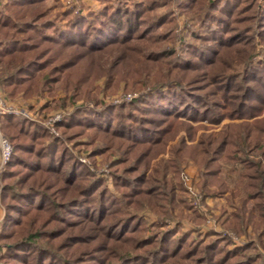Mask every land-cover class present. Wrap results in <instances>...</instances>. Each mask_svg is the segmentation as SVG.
<instances>
[{
    "label": "rangeland",
    "instance_id": "1",
    "mask_svg": "<svg viewBox=\"0 0 264 264\" xmlns=\"http://www.w3.org/2000/svg\"><path fill=\"white\" fill-rule=\"evenodd\" d=\"M92 1L96 2L94 8L90 4L85 5L82 0H63L57 5L47 1L42 8L46 10V18L53 20L57 29H63L67 22L62 18L64 12L83 19L90 12L98 13L108 6L133 8L135 3L142 1L145 5L149 2ZM253 1L250 16L253 18L254 32L249 40L253 47L250 58L247 49L250 46L237 43L231 49L222 50L220 60L209 67H203L199 63L197 66L191 64L190 69L176 68L182 62L179 59L185 42L196 44L200 41L199 35H196L203 32L199 16L195 10L181 11L176 0H157V6L144 16L140 29L143 33H133L129 43L105 46L103 49L90 48L80 43L57 54L59 52L55 47L49 49V43L35 37L28 38L26 31L24 43L37 42L41 45L32 48L29 44L30 47L26 48L23 55H12L0 63V92L14 106L26 107L31 118L13 115L26 118L48 130L50 137L42 141L44 145H49L52 136L60 139L78 163L95 179L103 180L108 190L117 196L119 193L114 185L111 169L117 165L116 161L127 160L124 164H119L121 168H137L144 174L134 183L135 189L130 191L127 201L121 206L117 221L122 226H129V232L127 239L110 244L109 254L113 258L107 264H114L122 256L133 254L142 239L159 236L163 231L172 232L173 239L185 235L188 238L187 245L191 246L199 247L216 242L220 249L226 251L239 250L245 256H264V197L262 201L251 197L255 188L262 187L258 176L261 173L258 171H264V104L252 101L255 106L254 115L240 117L235 109V100L227 102L220 91L217 94L213 90L220 88L219 82L228 72L241 73L245 67V59L248 58L253 65L264 60V41L259 30L264 0ZM6 2L7 0H0V10ZM164 15L168 17L167 23L148 31L149 18ZM48 32L52 33L53 28ZM154 50H159L162 54L155 57L151 53ZM33 57L41 67L39 71L31 72L27 81L10 79L18 66ZM194 58L191 56L190 59ZM62 62L70 64V67L59 70L57 66ZM175 78L194 85V92L203 93L208 100L216 99L220 105H211L212 109H209L208 114L197 104L195 106L198 113L193 114L188 110L187 115H179L175 119L169 116L167 122L174 120L175 124L170 128L168 124L165 125L164 134L161 133V138L165 140L154 145L131 147L125 140L106 132H97L91 114L94 106L107 104L118 110L135 98H141L140 95L151 86L165 89L161 82ZM208 84L210 87L200 89ZM261 91L263 92L260 89ZM82 107L89 112L84 116L89 125L84 128L75 124L68 127L57 126L71 122L72 114ZM128 111L139 117V120L154 118L142 109L138 112L132 107ZM216 117L219 118L215 120ZM100 120L105 124L108 119L100 117ZM157 125L150 126L157 128ZM6 131L9 138L16 134L19 136L15 127H7ZM21 139L25 140L24 137ZM223 140L229 144H220ZM233 150H238L237 155L233 153L236 155L234 158L231 154ZM66 166L58 172L61 175H56L58 180L51 175L48 182H45L49 186L54 184L53 189L47 185L43 190L50 194L64 193L67 197L75 192L76 185L83 180L79 177L75 185L67 181L66 188H59L64 183ZM5 168L6 165L0 172V233L6 215L2 178ZM256 172L259 173L257 178ZM150 178L159 182L154 195H144L138 203H132V195ZM22 179L23 183L19 188L26 189L46 180V176L35 175L26 182V178ZM262 192L264 194V189ZM36 204L33 211L18 214L15 223L8 224L9 229L6 230L10 232L7 235L9 237L0 239V264H7L2 256L10 243L23 235L43 230L42 228L48 229L55 224H59L60 228L58 236L50 239L51 244L54 247L57 245L67 258H72L74 264H101L100 261L104 264L105 259L101 257L99 247L89 250V244H75L65 237V234L83 231L88 236H94L91 234L95 231L85 227L88 223H83V219L72 215H66L64 221L51 220L49 215L52 212L48 204L43 211H37ZM131 214L137 220L128 219L127 216ZM43 224H47L46 227ZM98 239L102 240L101 236ZM36 240L39 243L46 242L41 237ZM30 260L32 261L31 258ZM19 264H23L22 261Z\"/></svg>",
    "mask_w": 264,
    "mask_h": 264
},
{
    "label": "trees",
    "instance_id": "2",
    "mask_svg": "<svg viewBox=\"0 0 264 264\" xmlns=\"http://www.w3.org/2000/svg\"><path fill=\"white\" fill-rule=\"evenodd\" d=\"M47 1L7 0L0 10V63L12 55L19 53L23 55L26 48L30 46L35 48V45H41L37 42L29 43L30 46L24 43L26 31L28 38L35 37L39 41L49 43V49L55 47L59 52L57 54L65 52V49L70 48L71 45L80 43L94 49L129 43L133 33L137 31L143 33L140 29L145 14L157 6V0H149L145 5L141 1L135 3L133 8H118V5L108 6L98 13L90 12L83 19L73 17L70 12H64L62 18L66 19V26L63 29H57L53 20L46 18V10L42 8ZM253 2V0H176L181 11L195 10L197 12L203 31L201 35L200 32L196 33L200 37L199 43L185 42L183 53L179 59L182 62H179L176 68L190 69L191 64L197 66L199 63L203 67H209L220 60L222 50L231 49L237 43H242L245 47L250 46L247 48L250 52L248 58H250L253 47L249 40L254 32L253 18L250 16L252 15L250 11L254 6ZM256 15L254 14V16ZM149 19L148 31L153 30L156 26L166 24L168 21V17L165 15ZM259 19L260 36L264 41V7ZM52 28L53 32H48ZM201 29L199 30L201 31ZM169 34L171 35V31ZM151 53L155 57L162 54L159 50L151 51ZM191 56L195 57L193 59L195 62L190 59ZM248 58L245 59V67L241 73L228 72L221 78L220 88L213 89L217 94L220 91L227 102L235 100L237 104L235 109L240 117L254 115L255 106L252 101L260 105L264 104V60L253 65ZM57 67L59 70L67 69L70 64L62 62ZM40 68L34 57L29 58L16 68L17 71L11 74L10 79L27 81L31 77V72L35 73V70L39 71ZM161 85L166 88L151 86L149 90L140 95L141 98H135L119 107L118 110L107 104L94 106L91 114L93 115V124L98 129L97 132H106L115 138L125 140L132 145L131 147L141 144L154 145L162 142V139L165 140V138H161V133L164 134L167 124L169 128L175 124L174 120L167 122L169 116L173 117L171 119H175L174 117L179 115H187L188 110L193 114L198 113L195 106L197 104L201 105L203 112L208 114L209 109H212L211 105H220L216 99L208 100L203 93L194 92L192 89L194 85L179 78L168 79L166 82H161ZM208 87H210L209 84L200 89L204 90ZM260 89L263 92H260ZM173 98L177 100L175 101ZM132 107L134 111L141 112V109L148 111L154 118L145 121L139 120V117L128 111ZM85 109L82 107L80 110H76L72 114L71 122L60 123L57 126L68 127L70 124H75L84 128L89 125L90 123L84 120V116L89 113ZM116 111H118L117 114ZM100 117L108 119L105 124H102ZM1 123L3 133L11 144V154L2 175L6 215L0 239L4 236L7 237L10 233L6 230L9 229L8 224L15 223L18 214L33 211L36 203L37 211H43L45 205L48 204L52 212L49 215L51 220L64 221L66 215H72L77 219H83V223H88L85 227L94 230L95 232L91 234L94 236H88V233L83 231L65 234V237L75 244L79 242L89 244V250L99 247L98 251L101 252L103 260L105 259L103 263L107 264L108 260L113 258L109 254L110 244L113 245L120 240L127 239L129 232V226H122L117 221V216L122 210L121 206L127 201L130 191L135 189L134 183L144 174L137 168H126V166L121 168L119 164H124L127 160L116 161L117 165L112 166L111 169L114 185L119 195H114L108 190L103 180L95 179L78 163L77 159L66 150L60 139L52 136L49 145L48 143L44 145L42 141L50 137L46 128L13 114L4 115ZM155 124H158L157 128L150 126ZM10 126L15 127L19 136L16 134L9 138L6 129ZM21 137H24L25 140H22ZM224 141L220 144H229ZM233 151L231 154L234 158L238 154V150ZM64 166H66L64 183L59 188H66L67 181L75 185L79 177L83 180L76 185L75 192L67 197L64 193L53 194L52 192L50 194L43 190L44 187L49 186L45 182H48L51 175L55 176L53 179L58 180L56 175H61L58 172ZM15 171L18 173L14 174ZM258 172L261 174L258 173V175L256 172V178L258 175L262 187L255 188L251 192V197L262 201L264 171L259 170ZM27 175L29 176L27 177ZM35 175H45L46 180L43 179L34 187L19 188L23 183L22 178H26L24 179L26 182ZM158 183V180L155 181L151 178L144 181L139 191L132 195V203H138L144 195H154ZM49 187L53 189L54 184ZM127 217L134 221L137 220L136 216L132 214ZM45 225L47 224H43L44 227H46ZM57 225L59 224L21 236L7 246V251L2 258L7 264H19L20 261L23 264H74L72 258V260L67 258L57 245L54 247L51 244L50 239L58 236L59 233L60 225ZM171 233L163 231L159 236L142 239L133 254L122 256L114 264H264V256H245L239 250L226 251L220 249L216 242L199 247L191 246L187 245L188 238L185 235L173 239ZM99 236L102 240L98 239ZM40 237L45 238L46 242H37L36 239ZM92 243L95 244L91 245ZM100 262L102 264V261Z\"/></svg>",
    "mask_w": 264,
    "mask_h": 264
},
{
    "label": "built area",
    "instance_id": "3",
    "mask_svg": "<svg viewBox=\"0 0 264 264\" xmlns=\"http://www.w3.org/2000/svg\"><path fill=\"white\" fill-rule=\"evenodd\" d=\"M6 114H15L26 118H31V114L26 107L18 108L14 106L0 92V172L3 170L11 154V144L3 133L1 123L2 117Z\"/></svg>",
    "mask_w": 264,
    "mask_h": 264
},
{
    "label": "crops",
    "instance_id": "4",
    "mask_svg": "<svg viewBox=\"0 0 264 264\" xmlns=\"http://www.w3.org/2000/svg\"><path fill=\"white\" fill-rule=\"evenodd\" d=\"M49 2H54L55 5H57L58 3H61L63 0H48ZM82 2H84L85 5H89L90 4V7L94 8L95 7V4L96 2L94 1H90V0H82Z\"/></svg>",
    "mask_w": 264,
    "mask_h": 264
}]
</instances>
